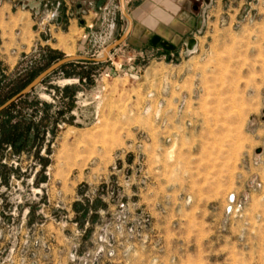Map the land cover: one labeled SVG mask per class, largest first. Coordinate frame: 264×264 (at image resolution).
<instances>
[{
	"label": "rangeland",
	"instance_id": "1",
	"mask_svg": "<svg viewBox=\"0 0 264 264\" xmlns=\"http://www.w3.org/2000/svg\"><path fill=\"white\" fill-rule=\"evenodd\" d=\"M233 2L193 53L71 62L3 116L46 134L1 163L0 264H264V0ZM52 8L49 42L0 58V107L30 69L103 57Z\"/></svg>",
	"mask_w": 264,
	"mask_h": 264
},
{
	"label": "crops",
	"instance_id": "2",
	"mask_svg": "<svg viewBox=\"0 0 264 264\" xmlns=\"http://www.w3.org/2000/svg\"><path fill=\"white\" fill-rule=\"evenodd\" d=\"M57 3L62 5V18L80 13L85 19V23L80 22L84 25L81 30H87L80 43V53L92 42L94 28L100 29V37L93 47L98 49L95 53L101 50L103 56L108 46L116 42L115 37L125 33V24L129 25L122 14L121 0H0V58L6 62L14 58L16 65L23 54L49 42L37 24L43 8H52ZM233 4V0H125L133 28L114 51L117 56L127 52L132 55L130 51H134L135 59L145 56L162 59L188 52V40L196 39V34L204 29L207 35L223 16L226 18ZM74 21L77 22L69 18L66 23L73 25ZM124 47L127 50L123 51ZM87 55L93 57L92 52Z\"/></svg>",
	"mask_w": 264,
	"mask_h": 264
},
{
	"label": "trees",
	"instance_id": "3",
	"mask_svg": "<svg viewBox=\"0 0 264 264\" xmlns=\"http://www.w3.org/2000/svg\"><path fill=\"white\" fill-rule=\"evenodd\" d=\"M86 63L95 64V62H86ZM68 66H70V64L64 65L63 67H61L60 69H58L53 73L55 74L56 72L62 71ZM30 72L31 73H29L30 74L28 77L29 80L26 83V86H29V84L40 75V72L35 70L33 71V69H30ZM51 75H49L42 82V84L46 82V80ZM29 95L30 94H28L27 96ZM19 100L16 101L15 103H12V105H10L6 110H4L0 114V166L1 163L3 162V158L5 157V153L8 148L13 149L17 154H21L25 152V150L27 151L28 148H33L37 144L42 143L45 138L46 129H44L42 125L43 119L39 124L35 123V119L37 118L36 115L38 113L37 110H35L34 113L30 115V117L27 116L28 114L26 115L21 111H18L15 115L3 121L2 119L3 116H5L11 109H13L17 105ZM3 168L6 169V167L4 166Z\"/></svg>",
	"mask_w": 264,
	"mask_h": 264
},
{
	"label": "water",
	"instance_id": "4",
	"mask_svg": "<svg viewBox=\"0 0 264 264\" xmlns=\"http://www.w3.org/2000/svg\"><path fill=\"white\" fill-rule=\"evenodd\" d=\"M121 4H122V14L126 17V19L129 22L128 25V29L127 31L124 33V35L120 38V40H118L117 42H115L113 45H111L110 47L108 46L105 54L103 55L102 58H85V57H67L61 61H59L58 63L54 64L53 66H51L48 70H46L43 74L39 75L29 86H27L21 93H19L17 96H15L14 98H12L9 102H7L5 105H3L2 107H0V114L6 110L10 105H12V103H15L16 101H18L19 99L27 96L28 94H30L35 88H37L38 86H40L42 84V82L49 76L51 75L53 72L57 71L58 69H60L61 67H63L64 65L71 63V62H79V61H86V62H102L108 59L109 54H111L112 52H114V50H116L123 41H125L133 28V22L132 19L130 18V16L128 14H126V8H125V0H121ZM198 46V41L195 38H191L188 40L187 42V51L190 53H193L196 48Z\"/></svg>",
	"mask_w": 264,
	"mask_h": 264
},
{
	"label": "built area",
	"instance_id": "5",
	"mask_svg": "<svg viewBox=\"0 0 264 264\" xmlns=\"http://www.w3.org/2000/svg\"><path fill=\"white\" fill-rule=\"evenodd\" d=\"M53 16H55V15H52L51 17H53ZM48 18H49V16H48ZM116 55H117V54H116V52L114 51V52H112L111 54H109L108 59H109V60H112L113 57H115ZM132 61H135V58L130 59V62H132ZM109 76H110V74H107V77H109Z\"/></svg>",
	"mask_w": 264,
	"mask_h": 264
},
{
	"label": "bare ground",
	"instance_id": "6",
	"mask_svg": "<svg viewBox=\"0 0 264 264\" xmlns=\"http://www.w3.org/2000/svg\"><path fill=\"white\" fill-rule=\"evenodd\" d=\"M105 54V53H104Z\"/></svg>",
	"mask_w": 264,
	"mask_h": 264
}]
</instances>
